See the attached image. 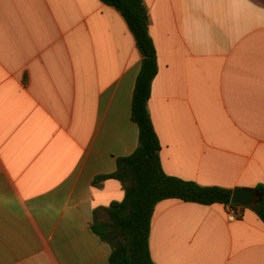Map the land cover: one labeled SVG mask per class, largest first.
<instances>
[{"label":"crops","instance_id":"crops-1","mask_svg":"<svg viewBox=\"0 0 264 264\" xmlns=\"http://www.w3.org/2000/svg\"><path fill=\"white\" fill-rule=\"evenodd\" d=\"M144 1L163 170L203 186L264 185V0ZM141 66L126 20L101 0H0V264H111L91 223L125 192L93 179L139 144ZM226 212L161 201L155 264H264L263 220L251 205L233 222Z\"/></svg>","mask_w":264,"mask_h":264},{"label":"trees","instance_id":"trees-1","mask_svg":"<svg viewBox=\"0 0 264 264\" xmlns=\"http://www.w3.org/2000/svg\"><path fill=\"white\" fill-rule=\"evenodd\" d=\"M116 8L126 20L142 56L132 101V119L139 126V144L120 157L117 170L97 175L95 186L107 179L118 180L124 189L122 201L94 210L91 229L112 247L111 264H155L150 251V232L156 206L166 199L201 204L231 203L233 189L203 186L165 173L161 142L149 111L152 83L158 73L157 50L149 32L150 17L144 0H101ZM253 191L251 207L264 222V185Z\"/></svg>","mask_w":264,"mask_h":264},{"label":"water","instance_id":"water-1","mask_svg":"<svg viewBox=\"0 0 264 264\" xmlns=\"http://www.w3.org/2000/svg\"><path fill=\"white\" fill-rule=\"evenodd\" d=\"M255 192L251 189L237 188L233 190L231 202L243 206H250L255 201Z\"/></svg>","mask_w":264,"mask_h":264},{"label":"built area","instance_id":"built-area-1","mask_svg":"<svg viewBox=\"0 0 264 264\" xmlns=\"http://www.w3.org/2000/svg\"><path fill=\"white\" fill-rule=\"evenodd\" d=\"M226 213L229 221H236L243 216V205L233 202L228 203Z\"/></svg>","mask_w":264,"mask_h":264}]
</instances>
